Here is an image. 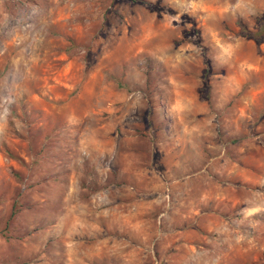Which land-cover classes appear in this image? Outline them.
<instances>
[{
	"label": "rangeland",
	"instance_id": "1",
	"mask_svg": "<svg viewBox=\"0 0 264 264\" xmlns=\"http://www.w3.org/2000/svg\"><path fill=\"white\" fill-rule=\"evenodd\" d=\"M0 264H264V0H0Z\"/></svg>",
	"mask_w": 264,
	"mask_h": 264
}]
</instances>
